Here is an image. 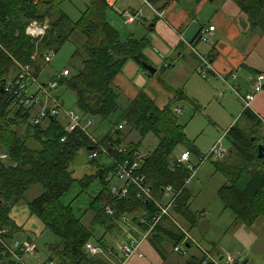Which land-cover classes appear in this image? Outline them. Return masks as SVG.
<instances>
[{
  "label": "trees",
  "instance_id": "obj_1",
  "mask_svg": "<svg viewBox=\"0 0 264 264\" xmlns=\"http://www.w3.org/2000/svg\"><path fill=\"white\" fill-rule=\"evenodd\" d=\"M64 1L0 0V155H6L0 158V235L8 242L13 238L19 240L15 236L21 228L10 219V209L23 200L30 187L38 185L39 194L24 201L30 214L36 216L44 228L56 237L54 245L51 244V247L60 248L55 264H110L101 255L86 256L84 246L86 242H93L114 260L118 252L107 236L122 242L125 231H131L128 225L137 226L144 232L153 224L148 240L154 248L160 250L162 242L168 238L175 247L182 242L184 234L177 228L175 222L179 221L174 215L181 216L191 225L195 224L191 214L196 216L189 212L188 185L197 172L188 184H185V179L191 174L190 167L196 168L197 165L178 162L175 155L177 147L186 144L188 139L175 113L172 115L168 107L160 109L143 90L137 98L122 106L118 103L120 94L112 85L113 77L128 59L139 65L146 62L142 52L145 43L134 38L120 40L118 30L107 19L110 7L106 0H89L76 21H71L62 11ZM147 1L152 6L160 3L158 8L162 9L171 0ZM230 1L246 15L252 31L264 33V0ZM32 19L49 25L40 40L26 32V25ZM67 41L74 45L71 57L73 71L69 69L67 75L40 78L47 65L43 63L44 51L54 49L56 52ZM18 64L28 65L30 76L45 86H48L47 82H54L55 87L71 89L76 95L79 111L86 118L108 121L117 115L110 132H91L93 123L85 131L81 128L66 131L57 115L32 123L33 106L36 103L24 102L30 98L27 94L31 89V80L28 76L19 78L21 68ZM9 81L11 85L7 86ZM22 82H26L24 89L20 87ZM39 93L36 90L32 96L38 97ZM242 115L249 121L250 131L238 124L232 125L225 134L229 143L228 152L214 162L227 178V182L218 190L220 200L234 213L237 221L252 225L259 217H264V158L257 157L258 129L262 121L250 108H244ZM120 124L129 126L130 131L140 136L135 143L127 142V154H116L114 150L119 144L125 143L123 132L114 129ZM22 126H25L24 136L20 134ZM147 133L157 137L158 145L151 154L143 157L138 171L143 175L142 185H131L125 197L118 198L111 194L108 177L114 170V163L109 161L108 166H100L96 162L99 155L108 157L101 152L96 158L88 159L92 167L96 168L94 173L79 178L74 176L71 166L80 151L89 154L92 149L88 150L89 147L98 148L92 144V138L98 139V144L114 157L124 159L132 157ZM189 144L190 147L185 151L197 153L194 144ZM239 159L245 164L239 163ZM75 184L81 189L80 192L95 184L94 195L83 210L80 206L75 208L73 201L63 200ZM145 185L150 188L152 197L162 202L163 188L171 186L175 192L170 215H162L157 223L153 218L159 212V207L153 200H144L136 195ZM107 209L113 213H108ZM87 212L92 214L88 224L83 221ZM122 214L126 215L127 222H121ZM142 218L144 222L140 221ZM164 220H168L171 228H175L178 233L163 228ZM3 227L7 228V232L1 233ZM18 253L21 252L18 250ZM201 254L190 255L186 264H215L216 259L206 260V255L210 256L208 253ZM6 259L22 264L0 247V263L11 264ZM49 259L53 260V255ZM118 262L120 259L113 264Z\"/></svg>",
  "mask_w": 264,
  "mask_h": 264
},
{
  "label": "crops",
  "instance_id": "obj_2",
  "mask_svg": "<svg viewBox=\"0 0 264 264\" xmlns=\"http://www.w3.org/2000/svg\"><path fill=\"white\" fill-rule=\"evenodd\" d=\"M127 1L128 0H126L121 7L120 17L126 23V14L128 13V15H133L135 17L134 20L136 21L133 20L130 23L136 22V24H139V26L143 29L142 33L139 35H135L132 32L124 33L112 22L110 23L115 29L118 30L121 41L134 38L145 43V47L142 50L144 56L146 57L145 63L155 68V73L150 74L144 68L143 64L139 65L133 60L128 59L121 70L118 71L112 79L113 87L120 94V101L118 100L119 104L124 103L125 105L128 101H132L137 98L141 92L136 90L137 84L134 82L131 72L137 74V78L140 77L141 82L144 79L143 77H154L156 73H159V76L155 78V86L160 91V93L156 94L151 90L144 89L143 92L149 98H151L160 109L168 107V100L170 99L174 100L175 102L186 99L193 103L192 97H190V90L193 86V81L195 80H192L193 78L191 77L192 75H195L194 73L196 72V75H199L205 80L209 78V83L201 86L204 94L209 93V89L206 85L211 87L212 92L214 88H221L223 86L227 91H230L231 93L234 92L235 94H233L239 98V101H241L239 95L244 96L245 94L252 93L254 91L256 77L258 75L264 76V33L252 31L246 15L232 1L226 0L221 2V0H171L162 9L158 8L160 4L158 3L153 6L151 5V7L147 5L146 7L148 10L143 9V11L142 9L136 8V10H134L132 7H130V4H128ZM209 2L211 4L218 2V5L220 6L218 10L220 11L216 13L214 12L211 15L210 12H205L204 9L207 7ZM125 3L127 4L125 5ZM213 6L216 7L217 5L214 4ZM155 10L161 12L162 16L160 17L157 15ZM202 16L205 18L204 20L202 19ZM210 25H214L215 28L213 31L208 32L207 29ZM203 30L206 31L207 35L201 39L199 35ZM191 48H194L199 54L204 56L210 62L211 67L205 76L200 75V73L197 71V67H199L201 64V60ZM160 55L163 56V59L160 58ZM130 60L137 66L130 64L128 68H125ZM168 61H170V63ZM158 77L162 83L159 82ZM163 78L167 79L166 83H164L162 80ZM189 80H192L190 87ZM219 84H221L220 87H218ZM226 95L227 97L225 98V104L229 106L230 97H228L227 93ZM223 97H225V95ZM176 108L180 107L176 106ZM249 108L262 121V125L258 130L264 131V89H261L255 93L254 98L250 102ZM180 109L182 110V108ZM243 109L244 108L242 104L241 111L240 107L235 111L236 115H234L232 123L229 124L227 130L232 125L238 124L237 121L234 124L233 122L236 118L239 117L240 119L243 117ZM173 112L178 114L175 111ZM242 122H244L242 124L243 126L246 125L250 127V123L246 119H244ZM238 125L240 126V124ZM121 131L123 132V137L128 141L135 140V137L133 136L135 131H130L128 126L124 127ZM143 138L141 139L139 148ZM157 145L158 139L155 146L150 147L151 144L147 145V151L144 155L147 156L151 154L156 149ZM182 152H185V148L181 150L177 149L175 151L177 159L180 157ZM196 152L197 153H195V155L199 156L198 158H200L202 155L201 151L196 148ZM191 154L192 153H189V159L187 162L195 165L191 160ZM106 159L107 161L109 160L108 157L103 156V160H101V162L98 161L99 165L103 167L108 166L109 162L107 164ZM216 159L218 158H214V160H212L214 171L222 173L225 178L222 183H220L218 188L219 190L222 185L227 182V178L222 171H219L216 168L217 165L214 162ZM93 170H96V168L93 167ZM19 203H22L26 210L28 209L26 201H20L16 204ZM16 204L11 207L9 212V217L11 220L13 218L12 213L16 207ZM27 211L29 212V210ZM189 212L192 211L189 210ZM204 213L205 211H202L200 216L201 214L204 216ZM174 216L180 222L183 229L187 231L190 237L187 242H185L186 245L182 242L179 244L182 253L174 250L173 241L169 238L164 239L160 246V250H156L151 244L150 240L146 238L144 241H142L139 248L142 256L134 254L128 258L124 264H186L187 258L190 255L200 256L203 252L208 253L210 257L214 260L216 259L217 262H219L218 259H220V257H224L223 254L225 249L219 247V244L209 241L207 232L200 230L196 231V228H199L198 224L201 218L196 220V216L191 214V219L195 221V224L191 225L187 220L181 218V216ZM29 217L34 219L30 215ZM260 219L261 217H259V220ZM234 220V222H237L236 219ZM12 221L16 225L21 224L15 222L14 220ZM41 225L44 228L42 222ZM162 225L163 228L168 230L170 229L176 234L178 233L175 228H171V224L168 220H164ZM127 231H125V233ZM131 232L134 236L141 235V230L137 226L131 225ZM167 236L170 235L168 234ZM30 240L34 241L33 239ZM203 240L206 242V244L202 243ZM93 244L96 245L95 243ZM182 244H184V246H182ZM212 252L216 253L214 254ZM187 253H189V256L185 257L184 254ZM216 254L219 255L218 259V255ZM227 254L229 255L226 257L232 258L233 262H240L236 260V257L232 255V253L227 252ZM101 255H103V253ZM121 257V253H115L114 261L117 262L119 259H121ZM247 263L248 260L245 264Z\"/></svg>",
  "mask_w": 264,
  "mask_h": 264
},
{
  "label": "rangeland",
  "instance_id": "obj_3",
  "mask_svg": "<svg viewBox=\"0 0 264 264\" xmlns=\"http://www.w3.org/2000/svg\"><path fill=\"white\" fill-rule=\"evenodd\" d=\"M125 1L126 0H118L114 7H110L107 10V19L109 22H112L117 28H119L122 32H132L135 35H139L140 33H142L143 30L142 27L139 26V24H136V22L125 23L124 20L120 17L121 7ZM88 2L89 0H66L61 5V9L71 21H76L77 19H79L81 12L85 9V6ZM127 2L128 4H130V7H132L134 10H148V8L146 7L147 5L144 3L143 0H128ZM126 4L127 3H125V5ZM214 4H216L217 6L214 7ZM214 4H211L209 2L204 11L210 12V15L214 12H219L220 10H218V8H220V6L218 5V2ZM126 16H128V14H126ZM202 19L204 20L205 18L202 16ZM33 20L38 21L37 19H32L30 20V22ZM73 50L74 45L72 44V42H65L58 49V51L55 52V55L52 60L47 63V65L45 66V70L40 75V78H51L58 74L60 76L63 70L66 68L68 70L70 69L71 71H73L71 65V57ZM160 58L163 59V56L160 55ZM168 62L170 63V61ZM130 64H132L133 66H137L134 62L130 60L129 63L125 66V68H128ZM196 73H194L195 75H192L191 77L193 78L192 80H195L193 81V86L190 90V97H192L193 103L186 99L176 102L170 99L168 100L167 105V110L172 115H174L173 111H175L176 106H179L183 110L182 113L175 114V116H177L178 124L182 127L183 133L185 134V136L187 135L186 138L188 140L186 144H180L177 149H188L190 147L189 143L191 142L195 144V147L201 151V156L204 157L202 162H200V158H198L199 156H196L193 152H191V160L195 165H197L198 169L196 176L190 181L188 185V193L190 196L188 206L190 210L195 213L196 220L201 218L198 224L199 228H196V231L200 230L203 232H207V237L209 238V241H213L215 242V244H219V247L225 249L223 254L224 260L219 261L218 264H225V261L227 259L226 256L229 255L227 254V252L232 253V255L236 257V260L240 261L239 263L248 260L247 264H264V217H261L260 220L258 218V220L252 226L247 225L243 222L241 223L239 220L237 222H234L236 216L230 209L224 207L222 201L219 200V196L217 194L220 183H222L225 178L222 173L214 171L212 160H214L215 157H208L211 148L218 142H221L224 154L228 152V140L225 137V133L227 127H229V124L232 123L234 115H236L235 111L239 107L241 111L242 103L238 100L239 98L234 95V92L231 93L230 91H227L223 86L221 88H214L212 92L211 87L206 85L209 89V93L204 94L201 86L209 83V78L205 80L199 75H196ZM131 76L133 77L134 82L137 84V91L140 92L144 89L151 90L156 94L160 93V91L155 86V78L159 76V73H156L154 77H143L144 79L142 82L140 81V77L137 78V74H135L134 72H131ZM158 80L159 82L161 81L159 77ZM162 80L164 81V83L167 82V79L163 78ZM192 80H189V87ZM220 86L221 84L218 85V87ZM45 88V96H41V94L39 93L38 96L41 97L38 98V102H36L37 104H34L33 106V112L31 111L33 114L32 118L36 114V112H38V110H40L41 108L52 105V97H50L51 95L56 100L54 104L62 105L64 110H72L76 111L77 113H80L76 104V95L71 89L66 88L65 86L52 87L50 85ZM36 90H38L37 85L32 84L31 89L28 91L27 95L30 96V94ZM226 93L228 94V97H230L229 106L225 104V98L227 97ZM224 95L225 97H223ZM121 104L122 106L124 105V103ZM117 113L118 112H116V114ZM59 118L62 120L63 123L67 122V120L64 119L63 116H59ZM116 118L117 115H114L108 121H101L96 118H90L93 120L94 126L91 128V132H98L101 130L104 133H109L111 129V124L115 122ZM244 119L245 118L243 117H241L240 119L238 117L234 120L233 124L237 121V123L240 124L243 129H248V131H250L248 126L242 125L244 123L242 122L244 121ZM22 128L23 129L20 134L21 136H24L25 133L23 130H25V126H22ZM133 136L135 137V140H132L131 143H135L140 139V136L136 132H134ZM124 140V145L127 146L128 140L126 138H124ZM31 142L32 140H30V143ZM258 143L264 144L263 130L259 131ZM31 144L34 143L32 142ZM150 144V147H153L157 144V137L153 133H148L143 138L140 148L138 147L139 153L144 155L147 151V145ZM88 159L89 158L87 151H80V153L76 156L71 166V169H73L74 171L73 174L75 177L79 178L82 177L84 174H90L95 172L92 167L93 165H91L92 163L88 162ZM101 160H103V155H99V157L96 159V162H101ZM108 162L109 160L107 161L106 159L107 164ZM238 162L241 164H245L244 161H242L241 159H239ZM95 184H92L90 187H88L89 189L85 190L84 192H80L81 189L75 184L71 187L70 191L64 195V202L73 201L72 204H74L75 208L80 206V208H82L83 210L87 202L90 201V199H92L94 195L93 188L95 189ZM39 192L40 188L38 187V185H34L30 187V189L24 194L23 200L21 199V201L30 200L37 194H39ZM89 194L90 198L88 197ZM163 200H165V198H163ZM15 206L16 207L12 213L13 218H11L15 222L21 223L18 226L22 230L21 232L17 233L15 237L21 241L30 238L33 239L34 242H36L37 244V251L34 253H23L21 255V261L24 264H45L50 261V255H53V261L58 262L60 248L59 246L51 247V244L54 245L53 242L56 241V237L52 234L51 231L44 229L41 225V221L37 217L30 214V212L27 211L28 209L26 210L22 203L16 204ZM202 211H205V213L204 216H202L201 214V217L200 213H202ZM29 215L32 216V218L34 219H31ZM91 216L92 214L90 212L85 213L83 217L84 223L88 224L91 219ZM107 238L109 240V243L113 245L114 248L117 250V246L120 243V239L115 240L111 236H107ZM205 241L203 240L202 243L206 244ZM184 255L185 257H188L189 253ZM86 256L88 255L86 254ZM101 257L110 264L114 263L113 258L107 256L105 253H103ZM6 261L7 263L16 264L10 262V260L8 259H6Z\"/></svg>",
  "mask_w": 264,
  "mask_h": 264
},
{
  "label": "built area",
  "instance_id": "obj_4",
  "mask_svg": "<svg viewBox=\"0 0 264 264\" xmlns=\"http://www.w3.org/2000/svg\"><path fill=\"white\" fill-rule=\"evenodd\" d=\"M143 1L146 5L151 7V4H149L147 0H143ZM117 2L118 0H106V3L111 8L114 7ZM155 13L159 15L160 17L162 16V13L159 11L155 10ZM134 19L135 17L133 15H128L126 20L127 22H131ZM48 28H49V25L47 22L33 20L26 26V32L31 37L39 38L40 40L45 35ZM214 28H215L214 25H210L208 26L207 31L208 32L213 31ZM206 35H207L206 31L203 30L201 31V34L199 35V37L203 39ZM191 49L201 60V64L199 65V67H197V71L200 73V75L205 76L211 67L210 62L204 56L199 54L194 48H191ZM54 55H55L54 49L45 50L43 53L44 65L49 63L54 57ZM19 66L21 68V72L19 73V78L23 79L26 76H28V78H30L31 80L29 85L31 86L32 84H36L38 87V90L40 91L41 96L42 95L45 96V93H46L45 87L47 86L43 85L41 82H38L37 80H35V78L30 76V73H29L30 68L28 65H19ZM68 71H69L68 69H64L62 74L67 75L69 73ZM263 82H264V76L258 75L256 77V82L254 84V91L252 93H247L244 96L239 95L242 101V104H243V108L250 107V102L254 98L255 93L262 89ZM25 84L26 82H22L20 87L24 89ZM47 84L52 87L56 85L54 82H49ZM10 85H11V82L9 81L7 83V86H10ZM41 96H38V97L32 96V93H31L30 98L24 100V102L27 104H30L31 102L36 103L38 102L37 101L38 98H40ZM50 97H52L51 98L52 105H49L47 107H44L38 110V112H36L33 118H31L32 123L36 124L49 116H56V115L63 116V118L67 120V122L64 123L66 131H72L75 128H81L82 130L85 131L88 129V126H90L93 123L92 119L88 117L86 118L85 116H83L81 112L77 113L76 111H72V110H64L62 105L54 104L56 100L54 99L52 95ZM175 112L179 114L182 112V110L180 108H176ZM122 128H123V125L121 124L118 125L117 127H114V129H119V130H122ZM114 129L112 128L113 131ZM91 140H92V144L96 145L98 148H94L93 146H91L92 149L90 150L88 154V158L90 159L96 158L101 152L108 156L109 161H111V164L114 163V170L110 173V176L108 177V179L111 181V184H110L111 194H113L114 196L118 198L125 197L128 194V189L131 185H136L138 183L139 185H142L143 175L139 174L138 171L140 170L142 166L144 155L139 153V151L137 150L132 153V157H125L124 159H119L111 155V153L104 146L98 144V139L92 138ZM114 150L116 151V154H120V153L127 154L129 149H128V146L122 143L116 146ZM223 155H224V151L222 149L221 142H218L211 148L208 154V157L221 158ZM5 157H6L5 154L0 155V158L2 159ZM203 158L204 157L200 158V162H202ZM188 159H189V153L185 151L181 153L177 161L185 164V162H187ZM190 169H191V174L185 179V184H188L191 177H193L196 174L198 167L196 168L190 167ZM142 189L143 190L140 193L136 194L137 197L144 198V200H153L155 204L159 207V212H157L156 217L153 218L155 219L154 220L155 223L160 221V218L162 215H170L171 207L173 205V200L175 196V192L171 186H166L165 188H163L162 195L163 197H165V201L163 202L160 200H155L152 197V195L150 194V188L147 185H145L144 188L142 187ZM107 212L110 214L113 213L111 209H107ZM120 219H121V222H127V217L125 214H122L120 216ZM140 221L144 222L145 219L142 218ZM175 224L177 228H179L181 232L184 234L182 243L187 242V240L190 238L187 231L183 229L182 225L179 222H175ZM152 225L153 224H151L150 227H148V229H146L144 232L141 231V235L139 236H134L130 230H128L125 233V239L122 242H120L117 246V251L122 254L119 264H124L125 261L128 260V258H130L134 254L142 256L139 248H140L142 241H144L146 238L149 237L150 231L153 228ZM128 226H130V229H131V225H128ZM5 232H7V228L3 227L1 230V233H5ZM0 242H1L0 247L4 249L5 251H7L16 261H19L22 264H24L21 261V255L23 253H34L37 251L36 242L29 240V239L20 241V240L13 238L8 242V241H5L0 235ZM18 250L21 252L20 254L18 253ZM84 250L87 255H90L92 257L100 256L103 253V249L97 245H94L92 242H86L84 246ZM174 250L181 251L180 246L179 245L175 246ZM206 260H212V258L206 255ZM232 263H233L232 258L227 257L225 264H232ZM45 264H55V262L53 260H50L48 263H45ZM215 264H218V262L216 261Z\"/></svg>",
  "mask_w": 264,
  "mask_h": 264
},
{
  "label": "water",
  "instance_id": "obj_5",
  "mask_svg": "<svg viewBox=\"0 0 264 264\" xmlns=\"http://www.w3.org/2000/svg\"><path fill=\"white\" fill-rule=\"evenodd\" d=\"M144 68L150 73V74H154L155 73V68H153L151 65L143 62L142 63ZM92 147H89L88 150H90ZM257 157L258 158H264V144L263 143H259L257 145ZM1 202V200H0ZM222 257H220L219 260H221ZM247 262V260H245L244 262L242 263H239V262H233L232 264H245Z\"/></svg>",
  "mask_w": 264,
  "mask_h": 264
}]
</instances>
